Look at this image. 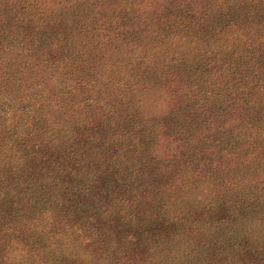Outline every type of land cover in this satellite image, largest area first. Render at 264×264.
Wrapping results in <instances>:
<instances>
[{
	"label": "trees",
	"instance_id": "trees-1",
	"mask_svg": "<svg viewBox=\"0 0 264 264\" xmlns=\"http://www.w3.org/2000/svg\"><path fill=\"white\" fill-rule=\"evenodd\" d=\"M195 219L264 264V0H0V264Z\"/></svg>",
	"mask_w": 264,
	"mask_h": 264
},
{
	"label": "rangeland",
	"instance_id": "rangeland-1",
	"mask_svg": "<svg viewBox=\"0 0 264 264\" xmlns=\"http://www.w3.org/2000/svg\"><path fill=\"white\" fill-rule=\"evenodd\" d=\"M184 223L189 220L186 214ZM194 229L191 230V227ZM200 222L197 219L191 225H185L180 229H177L175 236L169 237L164 240H158V242H149V252L143 250L141 252L133 253L132 255L116 260L114 252L108 249L105 253H101L100 250H96L92 246L82 243H71L70 248L66 251L73 259H69L66 263L56 256L48 260L43 259L41 263L36 264H246L244 254V244H240L238 249L232 247L227 236L216 233L215 237L218 239L213 241L207 240L199 242V233L204 236H209L213 229L212 224H208L207 228L199 226ZM249 230V235L252 243L250 246L253 248H260L264 246V229L260 228L255 223L243 224ZM239 231V230H238ZM243 232L235 233L238 239L244 236ZM63 244V243H62ZM64 245V244H63ZM66 246V245H64ZM255 246V247H254ZM252 248V249H253ZM58 250L56 249L55 252ZM108 253V255H106ZM110 255L114 256L111 257ZM242 257V258H241Z\"/></svg>",
	"mask_w": 264,
	"mask_h": 264
}]
</instances>
